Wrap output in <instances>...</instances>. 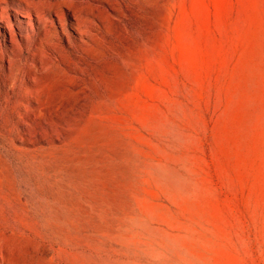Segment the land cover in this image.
Masks as SVG:
<instances>
[{"label": "rangeland", "instance_id": "rangeland-1", "mask_svg": "<svg viewBox=\"0 0 264 264\" xmlns=\"http://www.w3.org/2000/svg\"><path fill=\"white\" fill-rule=\"evenodd\" d=\"M30 1L45 32L0 0V264H264V0Z\"/></svg>", "mask_w": 264, "mask_h": 264}, {"label": "bare ground", "instance_id": "bare-ground-1", "mask_svg": "<svg viewBox=\"0 0 264 264\" xmlns=\"http://www.w3.org/2000/svg\"><path fill=\"white\" fill-rule=\"evenodd\" d=\"M3 1V0H2ZM41 8V5H39L38 3L35 2H31L30 0H18V2H15L13 5V10L16 14V20L18 23H20V25H23V21L20 19V16L23 15V18H28L29 22H28V26H30V29L33 31V27H32V23H33V12H37V21L40 24L44 25V32L47 30L48 28V19L46 18L45 15H43L41 12H38ZM58 17L60 18V20H62V17L58 14ZM76 17V15H75ZM77 30L79 32V34L86 36L87 35V31L83 28V25L80 21V19L77 17ZM2 22H6L7 23V28L8 30L11 32L13 39H15V37L17 36V31L15 28V24H13V22H11V15H9L8 12L4 11L3 9H1L0 11V24ZM29 28H27L26 32L28 33V37H30ZM43 44V43H42Z\"/></svg>", "mask_w": 264, "mask_h": 264}]
</instances>
